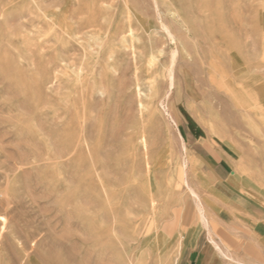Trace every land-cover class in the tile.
<instances>
[{
  "label": "rangeland",
  "instance_id": "374dc122",
  "mask_svg": "<svg viewBox=\"0 0 264 264\" xmlns=\"http://www.w3.org/2000/svg\"><path fill=\"white\" fill-rule=\"evenodd\" d=\"M202 231L264 264V0H0V264H178Z\"/></svg>",
  "mask_w": 264,
  "mask_h": 264
},
{
  "label": "crops",
  "instance_id": "0c3cea01",
  "mask_svg": "<svg viewBox=\"0 0 264 264\" xmlns=\"http://www.w3.org/2000/svg\"><path fill=\"white\" fill-rule=\"evenodd\" d=\"M245 215H248L247 212ZM248 218L250 217L248 216ZM248 218L245 217L246 220ZM236 224L237 218L232 221V227L236 226ZM202 234L203 231L186 245L178 264H225V257L222 256L218 250L210 247L206 242L203 243ZM237 243L238 240L236 237H232V264H261L255 262L253 258H247L245 255L238 257L236 249L233 247V245ZM237 258H239V260Z\"/></svg>",
  "mask_w": 264,
  "mask_h": 264
},
{
  "label": "bare ground",
  "instance_id": "6f19581e",
  "mask_svg": "<svg viewBox=\"0 0 264 264\" xmlns=\"http://www.w3.org/2000/svg\"><path fill=\"white\" fill-rule=\"evenodd\" d=\"M24 1H28V0H24ZM32 1V0H31ZM128 18H130V17H128ZM54 20H55V18H54ZM128 20H130V19H128ZM133 35V34H132ZM175 51V50H174ZM173 51V52H174ZM177 54V53H176ZM171 59H172V57H171ZM135 60V59H134ZM169 72V71H168ZM172 72V71H171ZM220 78H222V77H220ZM171 80V79H170ZM222 80V79H221ZM171 86H172V84H171ZM187 164V163H186ZM206 166V164L203 162V159H201L200 158V160L199 161H197L196 163H195V165H194V168L195 169H200L201 168V166ZM152 201H154V200H152ZM196 205L198 206V212L200 213V216H201V219H202V221H203V223L206 225V226H210L209 225V222H208V219H207V216H206V213H205V211H204V207L202 206V204H201V202L200 201H197V203H196ZM211 235V234H210ZM210 241L212 242V244H213V246H214V248L215 249H217L220 253H221V255L223 256V255H225V256H227V257H229L228 255H227V253L225 252V251H223L222 249H221V247L219 246V244L212 238V237H210ZM230 258V257H229ZM228 258V259H229Z\"/></svg>",
  "mask_w": 264,
  "mask_h": 264
}]
</instances>
